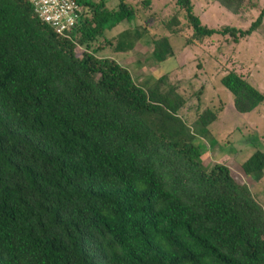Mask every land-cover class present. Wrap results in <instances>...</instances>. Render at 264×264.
<instances>
[{
    "label": "trees",
    "instance_id": "trees-1",
    "mask_svg": "<svg viewBox=\"0 0 264 264\" xmlns=\"http://www.w3.org/2000/svg\"><path fill=\"white\" fill-rule=\"evenodd\" d=\"M76 1L79 20L61 35L26 0H0V264H264V203L224 163L201 166L191 125L199 131L218 112L187 123V99L167 73L138 83L96 55L106 30L134 18L127 0ZM174 1L196 40H237L264 17L263 6L246 29H216L191 0ZM217 1L233 13L244 5ZM180 24L177 14L163 23L172 34ZM141 37L124 29L114 48ZM152 44L158 60L174 55L168 36ZM220 81L238 113L264 100L234 70ZM240 167L258 177L264 151Z\"/></svg>",
    "mask_w": 264,
    "mask_h": 264
},
{
    "label": "rangeland",
    "instance_id": "rangeland-1",
    "mask_svg": "<svg viewBox=\"0 0 264 264\" xmlns=\"http://www.w3.org/2000/svg\"><path fill=\"white\" fill-rule=\"evenodd\" d=\"M104 1L109 8H115L118 3V0ZM191 1L201 22L216 29L226 25L246 29L264 6V0H243L244 5L233 13L217 0ZM127 2L135 9L134 18L130 22L123 20L106 30L93 43V47L100 45L96 55L113 58L126 66L138 83L167 73L169 80L187 99L179 111L187 123L194 121L206 107L217 111V118L203 129L197 131L191 125L195 143L201 147L202 169L209 170L215 162L224 163L234 178L244 182L249 193L259 203H264V169L257 177L246 176L240 167L256 149L264 151V100L253 111L238 113L232 105V95L220 81L225 73L234 70L264 95V17L256 30L237 40L220 32L196 40L191 37L192 31L174 0ZM174 14L181 21L180 31L176 34L170 33L163 25ZM134 27L139 28L142 37L132 49L116 50L117 34ZM164 35L168 36L174 55L160 61L152 55V40ZM80 52L78 47L76 54ZM200 88L202 90L197 94Z\"/></svg>",
    "mask_w": 264,
    "mask_h": 264
},
{
    "label": "built area",
    "instance_id": "built-area-1",
    "mask_svg": "<svg viewBox=\"0 0 264 264\" xmlns=\"http://www.w3.org/2000/svg\"><path fill=\"white\" fill-rule=\"evenodd\" d=\"M34 13L49 24L57 34L72 29L80 17L81 6L76 0H26Z\"/></svg>",
    "mask_w": 264,
    "mask_h": 264
}]
</instances>
